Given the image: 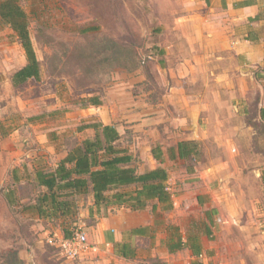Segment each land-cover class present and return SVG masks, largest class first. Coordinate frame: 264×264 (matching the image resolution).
<instances>
[{
  "label": "rangeland",
  "instance_id": "1",
  "mask_svg": "<svg viewBox=\"0 0 264 264\" xmlns=\"http://www.w3.org/2000/svg\"><path fill=\"white\" fill-rule=\"evenodd\" d=\"M20 4L31 18L29 34L40 63L41 81L29 80L17 89L10 86L8 78L26 61L12 31L0 26V181L7 172L10 173L9 166L13 165L7 163L4 152H12V149L20 152L22 160L16 164L18 166L32 167L39 163L41 169L51 170L66 149L88 137L87 133L77 131L91 118L88 116L90 111H81L84 98L96 96L101 105L105 103L109 107L117 96L125 100L127 95L121 84L139 75L145 77L137 83L139 94L163 88L160 74L164 75L169 67L176 68V60L180 57L187 60L197 55V50L191 51V45L185 43L187 38L197 39L195 27L207 17L206 9L195 0H42L36 5L37 11L32 9L30 2L21 1ZM32 10L40 14V21L34 20ZM91 26L98 30L86 36L77 33L80 28ZM108 40L116 44L114 50L118 53L106 49L111 46L106 45ZM167 58L171 64L167 61L164 65ZM231 65L230 61L218 68L222 76H227L222 71H228V76L234 80L236 74ZM207 67L211 69L212 63L208 62ZM212 78L209 75L206 82L198 75L194 91L200 88L213 90ZM261 86L264 92V83ZM223 91L221 101L234 105V99ZM253 94L251 108L256 107L260 99L258 88L254 87ZM207 99L211 100V97ZM249 115L252 119L256 113L253 111ZM252 133L250 136L246 131L235 133L241 138L237 140H241L239 144H204L206 157L203 155V160L197 164L178 160L167 163L171 171L169 184L177 201L180 202L181 195L187 193L184 187L194 186L195 192L200 190L202 181L197 178L196 170L208 165L207 159L238 155L236 167L245 172L247 185L254 195H260L257 209L251 216L264 220V195L247 177V172L252 169L264 170V127L253 123ZM8 135L21 141L6 144L4 137ZM129 140L131 135L127 134L122 145ZM190 167L197 168L195 174L188 176L185 171L188 172ZM9 184L4 180L0 185L8 187ZM17 192L23 200L19 207L11 210L6 206L0 188V264H9L8 254L13 251L18 253L23 264H77L79 258L69 261L63 257L59 239L63 236V228L70 234L78 229L90 245L87 229L99 219L87 215L92 196H80L77 216L64 222L42 219L22 210L39 193L31 176ZM186 202L190 204L186 205ZM182 209H187L190 216L182 219L176 215V222L184 220L187 223L190 218H200V210L191 203V198L178 204V211ZM180 255L176 256L175 264H181L180 259H184V255Z\"/></svg>",
  "mask_w": 264,
  "mask_h": 264
},
{
  "label": "crops",
  "instance_id": "2",
  "mask_svg": "<svg viewBox=\"0 0 264 264\" xmlns=\"http://www.w3.org/2000/svg\"><path fill=\"white\" fill-rule=\"evenodd\" d=\"M195 1L206 9L207 17L195 27L197 39L187 38L185 44L198 53L187 60L180 57L176 60V68L169 67L164 75L160 74L163 88L139 94L137 83L145 79L139 75L121 84L127 95L125 100L117 96L109 107L103 103L81 110L90 111L88 116L91 118L85 123L100 122L115 127L121 142L127 134L131 135V140L125 144L138 173L156 168L167 171L172 209L163 212L159 207L153 214L149 209L131 211L112 204L97 207L92 199L88 218L99 219L87 229L90 251L82 255L77 264H175L176 256L180 254L184 255L181 264H264V220L251 216L257 209L260 195H254L247 185L245 172L236 167L238 155L207 159L208 165L196 170L197 178L202 181L200 190L195 192L194 186L184 187L187 193L181 195L180 202L169 184L171 171L167 163L178 160L197 164L200 161H171L166 154L168 147L182 141H195L205 158L204 144H239L241 140H237L241 138L235 133L246 131L250 136L253 123L264 127L260 115L264 110L261 86L264 83V0ZM167 61L170 63L171 60L165 59L164 65ZM230 61L236 74L234 80L228 76V71H222L227 74L222 76L218 68ZM208 62L213 65L211 69L207 67ZM198 75L206 82L211 75L214 89L194 91ZM234 86L236 88L232 89ZM254 87L260 91V99L257 106L251 108ZM222 91L234 99V105L221 101ZM253 111L255 117L248 118ZM84 132L88 137L93 135L91 130ZM12 135L4 137L6 144L21 141ZM157 145L164 152L163 163L152 156V148ZM11 151L3 153L7 163L13 165L9 166L11 171L0 184L4 180L11 182L15 175L13 183L18 188L26 178H34V173L41 167L39 163L32 167L16 165L21 162L22 154ZM64 156L65 153L57 162ZM196 168H188L185 174H195ZM263 172L252 169L247 172V177L264 195ZM0 188L4 194L7 187L0 185ZM190 198L200 210V218H190L187 223L184 220L176 222V215L182 219L190 216L187 209L178 211V204ZM174 227L182 246L176 252L171 250L177 239Z\"/></svg>",
  "mask_w": 264,
  "mask_h": 264
},
{
  "label": "trees",
  "instance_id": "3",
  "mask_svg": "<svg viewBox=\"0 0 264 264\" xmlns=\"http://www.w3.org/2000/svg\"><path fill=\"white\" fill-rule=\"evenodd\" d=\"M21 1L32 3V9L36 10V5L42 0H0V26L8 27L12 31L11 35L20 45L26 61L9 77L10 86L14 89L29 80L41 81L40 63L29 34L31 18L22 8ZM35 10H32V16L38 22L40 14ZM97 30L95 26L84 27L77 33L86 36ZM106 45H111L106 47L108 50H114L116 47L110 40ZM114 52L118 53L117 50ZM82 103V109L101 105L96 96L84 98ZM260 115L264 120V110H261ZM86 130H91L93 135L75 142L66 149L65 156L52 170L40 169L34 173L33 181L39 188V193L22 210L32 212L42 219H60L67 222L77 216V201L84 195H91L97 207L112 204L131 211L149 209L153 214L159 207L163 212L172 209V194L167 187L168 174L165 169L156 168L138 173L133 165V158L126 144L122 145L115 127L100 122H89L77 128L78 132ZM151 153L156 161L163 163L164 152L161 146L152 148ZM166 154L171 161L180 159L199 162L202 158L200 145L195 141L179 142L174 147H168ZM14 179L15 175H12L11 182L3 194L11 210L19 207L23 200L17 193ZM262 184L264 185V172ZM107 193L111 195L108 196ZM173 229L177 239L173 241L171 250L176 252L182 248L181 237L177 228ZM62 232L63 238L71 236L66 228H63ZM8 256L9 264H23L16 251L10 252Z\"/></svg>",
  "mask_w": 264,
  "mask_h": 264
},
{
  "label": "built area",
  "instance_id": "4",
  "mask_svg": "<svg viewBox=\"0 0 264 264\" xmlns=\"http://www.w3.org/2000/svg\"><path fill=\"white\" fill-rule=\"evenodd\" d=\"M59 248L67 260H75L90 251L87 237L78 229L71 233L69 238L60 237Z\"/></svg>",
  "mask_w": 264,
  "mask_h": 264
}]
</instances>
